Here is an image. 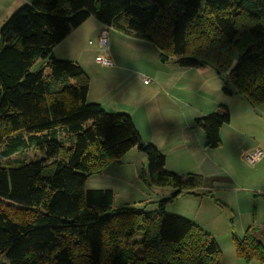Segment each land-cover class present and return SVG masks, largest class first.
Returning <instances> with one entry per match:
<instances>
[{
    "label": "trees",
    "instance_id": "obj_1",
    "mask_svg": "<svg viewBox=\"0 0 264 264\" xmlns=\"http://www.w3.org/2000/svg\"><path fill=\"white\" fill-rule=\"evenodd\" d=\"M89 17L150 43L161 62L211 67L223 93L251 108L264 103V0H30L0 28V264H222L210 233L165 211L179 196H210L211 184L167 171L130 116L87 102L82 67L53 57ZM229 121L223 105L194 120L204 148L220 145ZM28 148L40 158H13ZM132 148L146 157L139 178L174 190L155 211L117 209L112 190L84 189ZM233 239L246 264H264V245L249 232Z\"/></svg>",
    "mask_w": 264,
    "mask_h": 264
},
{
    "label": "crops",
    "instance_id": "obj_2",
    "mask_svg": "<svg viewBox=\"0 0 264 264\" xmlns=\"http://www.w3.org/2000/svg\"><path fill=\"white\" fill-rule=\"evenodd\" d=\"M29 2L30 0H0L1 21ZM90 18L72 30L64 40L53 48L54 58L69 59L79 64L83 69L84 62L78 58L81 55L80 51L76 58H72V56L69 58L68 51L70 55L76 54L77 41L85 36L84 33L87 29H89L88 34H93L95 37L98 35L102 25L94 17H92L93 21ZM113 32L114 35H109L110 48L107 53L113 66L102 67L100 65V73L96 76L97 78L101 75L98 79L108 80V88L106 89L104 80L101 90L103 94L108 95V99L93 101L107 113L130 116L142 140L153 145L164 155L167 171L186 175L190 172L186 173L185 171H191L189 169L194 167L192 164H199L195 154L197 148L204 145V137L202 131L194 127L193 122L199 117L215 112L221 105L229 109L230 121L228 124H231L232 117L236 114L235 105L238 104L241 109V118L246 119L252 115L256 121L264 122V103L251 108L241 97L223 93V83L211 67L181 68L172 61L161 62L158 52L150 43L132 35L126 36L117 31ZM70 42L72 46H70ZM120 48H124L123 51ZM95 58L96 56L94 60ZM95 63L98 65L96 60ZM138 63L147 66H137ZM144 79H149V82L145 84ZM90 93L89 83L86 99ZM229 133L232 134L231 138L237 139L242 132L235 130ZM261 144L264 148V141ZM132 150L137 149L132 148L126 154ZM133 154L140 156L142 165L147 164L144 154L141 152ZM262 163H264V159ZM201 174L198 175L211 184V194L212 191L220 189L212 176H208L206 172H201ZM220 187L230 190L226 184ZM260 193L263 194L260 196H264V189H261ZM233 199L238 200V196L234 194ZM259 200L264 202V197ZM206 231L214 237L211 230ZM216 242L221 250L222 264H246L235 254L231 255L229 246L232 242L225 247H222L217 240ZM225 248L228 249V255H225ZM251 264L262 263L252 261Z\"/></svg>",
    "mask_w": 264,
    "mask_h": 264
},
{
    "label": "rangeland",
    "instance_id": "obj_3",
    "mask_svg": "<svg viewBox=\"0 0 264 264\" xmlns=\"http://www.w3.org/2000/svg\"><path fill=\"white\" fill-rule=\"evenodd\" d=\"M9 17L3 21L0 19V28ZM90 19L93 21L92 17ZM88 31L89 29L84 33L85 36L77 41L76 54L70 55L68 51V57L76 58L80 51L81 55L78 58L84 62L83 70L91 86V93L86 100L88 103H94L95 99H108V95L101 92L104 80L106 89L108 88V80L98 79L101 75L96 78L101 70L100 65H97L94 60V57L98 55V35L95 37L93 34H88ZM113 31V29L109 30V35H114ZM89 41L93 44H89ZM70 46H72L71 42ZM123 49L120 48L121 51ZM68 61L70 60L68 59ZM143 65V63L137 64V66ZM42 66L43 61L38 59L30 71L38 72ZM145 66L147 65L145 64ZM219 80H221L220 77ZM235 106L236 114L232 117L231 124H225L220 129V145L214 149H206L203 146L197 148L195 157L199 164H192L194 167L189 169L191 171H185L196 174L206 172L208 176H212L217 181L220 189L212 191V196H179L165 206L167 214L187 219L204 231L211 230L214 238H217L216 240L222 247L232 242L229 246L231 255H236L233 236L240 239L246 232H249L256 241L264 245V202L259 200L264 197L260 196L262 194L260 190L264 189V163H262L264 156L260 163L258 161L254 165H251L246 158L256 149H264L261 144L264 141V122L256 121L252 115L246 119L241 118L240 105ZM235 130L242 132L237 139L231 138L232 134L229 133ZM58 134L62 144L68 147L70 138L61 130L58 131ZM237 142L239 144H236ZM132 151L119 161L109 163L100 174L88 177L84 189L112 190L114 194L113 207L117 209L155 211L158 208V202L168 198L171 191L173 193L174 190L145 184L139 178V174L147 164L142 165L140 156L132 155V153L140 152ZM13 158L28 163L39 159L40 154L34 148H28L15 154ZM224 184L230 190L220 187ZM234 194L238 196V200H232ZM227 250V248L224 249L225 255H228ZM236 257L238 256L236 255Z\"/></svg>",
    "mask_w": 264,
    "mask_h": 264
},
{
    "label": "built area",
    "instance_id": "obj_4",
    "mask_svg": "<svg viewBox=\"0 0 264 264\" xmlns=\"http://www.w3.org/2000/svg\"><path fill=\"white\" fill-rule=\"evenodd\" d=\"M109 30L108 26L103 25L98 33L97 45H98V55H96V62L102 67H111L113 66L112 60L108 57L107 53L110 48L109 40ZM91 44V42H89ZM149 79H144V83L147 84ZM264 156V150L261 148L256 149L252 153L246 156L248 162L251 165L256 164Z\"/></svg>",
    "mask_w": 264,
    "mask_h": 264
}]
</instances>
